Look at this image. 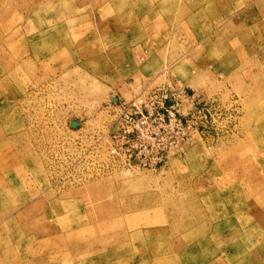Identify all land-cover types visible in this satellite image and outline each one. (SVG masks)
I'll list each match as a JSON object with an SVG mask.
<instances>
[{
    "label": "rangeland",
    "instance_id": "374dc122",
    "mask_svg": "<svg viewBox=\"0 0 264 264\" xmlns=\"http://www.w3.org/2000/svg\"><path fill=\"white\" fill-rule=\"evenodd\" d=\"M0 264H264V0H0Z\"/></svg>",
    "mask_w": 264,
    "mask_h": 264
},
{
    "label": "built area",
    "instance_id": "2783aa9c",
    "mask_svg": "<svg viewBox=\"0 0 264 264\" xmlns=\"http://www.w3.org/2000/svg\"><path fill=\"white\" fill-rule=\"evenodd\" d=\"M156 96H158L160 102L152 107L142 101L140 97L134 98L128 103H123L121 106V117L118 120L120 129L118 136L122 142L128 144L124 153L128 157L137 154L139 162L143 165H154L161 162L171 150L175 148L178 151L182 150L183 144L190 139V136L186 133L184 121L177 115V111L167 103V98L170 96L168 90L156 92ZM156 117L159 118L158 123L160 126L168 125L171 130L179 129L182 131L180 138L176 139L174 144H172L173 140H171L162 146L155 145L154 138L158 132L154 130V125H151L153 129L151 132L143 131V126ZM112 135L115 136L114 133ZM138 140L143 149L142 155L134 150V148H137Z\"/></svg>",
    "mask_w": 264,
    "mask_h": 264
}]
</instances>
